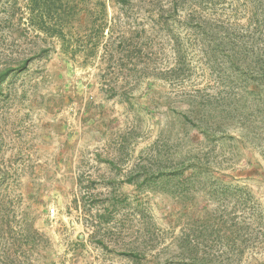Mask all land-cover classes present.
<instances>
[{
	"label": "rangeland",
	"instance_id": "374dc122",
	"mask_svg": "<svg viewBox=\"0 0 264 264\" xmlns=\"http://www.w3.org/2000/svg\"><path fill=\"white\" fill-rule=\"evenodd\" d=\"M102 2L72 55L0 0V264H264V85L186 27L245 30L247 0Z\"/></svg>",
	"mask_w": 264,
	"mask_h": 264
},
{
	"label": "trees",
	"instance_id": "16d2710c",
	"mask_svg": "<svg viewBox=\"0 0 264 264\" xmlns=\"http://www.w3.org/2000/svg\"><path fill=\"white\" fill-rule=\"evenodd\" d=\"M85 4V0H29L30 21L38 29L58 38L65 54L76 55L80 51H76V46L70 41V36L65 33L66 22L83 13L90 14L94 18L98 16L97 13L100 17L105 14V11L103 12L105 4L102 0L90 2L89 8ZM187 16L186 27L188 30H198L195 39L200 48L201 57L212 75L225 77L230 82L250 80L257 85H264V0H247V22L238 26V29L245 30H238L234 34L217 27L214 22L200 23L193 21L191 14ZM104 29H101V33ZM107 30L110 31L113 28L110 26ZM121 42L126 41L121 40ZM100 45L101 41H95L84 47L81 52L85 57L93 58ZM102 47L106 51L111 44L109 43L108 46V43H104ZM257 85L256 88L252 87V91L259 93ZM204 109L210 110V107L196 104L191 109L187 108V111L191 114L193 112L198 114ZM165 263L183 264V259ZM192 264H199V262L196 258H192Z\"/></svg>",
	"mask_w": 264,
	"mask_h": 264
}]
</instances>
